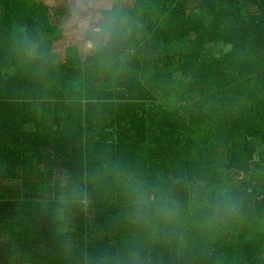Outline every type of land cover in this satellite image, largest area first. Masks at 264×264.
Returning a JSON list of instances; mask_svg holds the SVG:
<instances>
[{
  "label": "trees",
  "instance_id": "1",
  "mask_svg": "<svg viewBox=\"0 0 264 264\" xmlns=\"http://www.w3.org/2000/svg\"><path fill=\"white\" fill-rule=\"evenodd\" d=\"M112 13L0 0V264H264V0Z\"/></svg>",
  "mask_w": 264,
  "mask_h": 264
},
{
  "label": "crops",
  "instance_id": "2",
  "mask_svg": "<svg viewBox=\"0 0 264 264\" xmlns=\"http://www.w3.org/2000/svg\"><path fill=\"white\" fill-rule=\"evenodd\" d=\"M50 9L49 24L57 36L52 52L63 61V51L77 46L81 59L97 51L114 28L113 7H134L135 0H42Z\"/></svg>",
  "mask_w": 264,
  "mask_h": 264
}]
</instances>
